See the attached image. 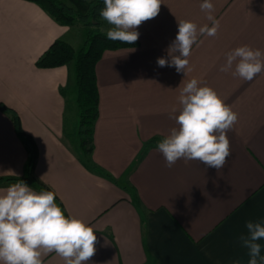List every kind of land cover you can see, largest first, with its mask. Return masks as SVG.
<instances>
[{
	"label": "crops",
	"instance_id": "obj_1",
	"mask_svg": "<svg viewBox=\"0 0 264 264\" xmlns=\"http://www.w3.org/2000/svg\"><path fill=\"white\" fill-rule=\"evenodd\" d=\"M202 2L163 0L159 14L136 29L138 47L107 51L97 63L91 171L79 151L73 66L36 67L55 41L79 51L84 27L61 26L24 0H0V179L26 176L28 155L12 111L36 144V178L66 217L95 232L87 264H248L240 237L248 234L246 222L264 224V71L246 81L220 67L239 46L264 53V0H210L219 29L213 37L198 35L191 71L159 67L158 58H170L180 20L211 26ZM110 27L103 22L101 30ZM193 78L238 114L220 170L183 159L168 167L157 148L177 127L171 110L178 114L180 91ZM15 183H0V195ZM257 242L264 255V240ZM43 264L65 262L52 252Z\"/></svg>",
	"mask_w": 264,
	"mask_h": 264
},
{
	"label": "clouds",
	"instance_id": "obj_2",
	"mask_svg": "<svg viewBox=\"0 0 264 264\" xmlns=\"http://www.w3.org/2000/svg\"><path fill=\"white\" fill-rule=\"evenodd\" d=\"M100 16L111 27L107 38L111 41L134 44L139 37L136 30L143 22L155 18L163 0H103ZM207 13L211 26H198L186 20L178 22V33L168 48L169 59L158 58L159 67H175L178 73L191 71L189 57L198 35L213 37L219 22L212 12L210 0L200 5ZM178 53V54H177ZM264 53L247 45L226 53L222 72L250 81L264 71ZM235 68L233 70V65ZM180 109L175 107L170 118L177 127L157 145L166 166L178 160H196L217 170L224 168L230 156L227 133L238 121V114L223 102L217 92L200 86L193 78L181 89ZM247 236L241 235L243 247L248 249V264H264L261 244L264 224L246 222ZM92 227L76 217H66L55 202L53 191L36 192L24 181L15 183L0 195V264H43V257L55 252L65 264H87L95 255L97 237ZM238 264V262H237Z\"/></svg>",
	"mask_w": 264,
	"mask_h": 264
},
{
	"label": "trees",
	"instance_id": "obj_3",
	"mask_svg": "<svg viewBox=\"0 0 264 264\" xmlns=\"http://www.w3.org/2000/svg\"><path fill=\"white\" fill-rule=\"evenodd\" d=\"M40 7L56 23L64 27L82 25L85 29L83 47L76 51L68 43L55 41L36 62L38 69H56L72 65L76 87V105L78 110L79 151L82 164L93 171L90 158L94 152L93 130L99 116V92L96 81V65L107 51L133 49L134 44L111 41L103 32V21L100 16L105 5L103 0H24ZM2 106L0 105V108ZM7 111V110H6ZM9 111V110H8ZM15 132L23 143L28 162L26 176L22 179H0L2 182H33L42 191H51L35 176L37 163V147L35 142L21 129L19 116L10 111ZM106 176L105 174L101 173ZM107 177V176H106ZM55 201L58 203L57 199ZM59 205V203H58Z\"/></svg>",
	"mask_w": 264,
	"mask_h": 264
},
{
	"label": "rangeland",
	"instance_id": "obj_4",
	"mask_svg": "<svg viewBox=\"0 0 264 264\" xmlns=\"http://www.w3.org/2000/svg\"><path fill=\"white\" fill-rule=\"evenodd\" d=\"M102 21L104 22L105 25L108 24L107 21H105L104 19H102ZM76 32H77V29H74V31H73L74 35H76ZM79 32H80V31H79ZM80 38H81V36L79 35V41H80ZM75 43H76V42H75ZM75 45H77V44H75ZM82 46H83V44L81 43L79 46H77V47H79V48H77V49H80Z\"/></svg>",
	"mask_w": 264,
	"mask_h": 264
}]
</instances>
